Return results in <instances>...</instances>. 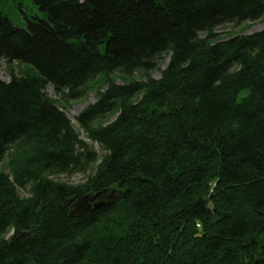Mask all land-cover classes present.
<instances>
[{
    "label": "trees",
    "instance_id": "trees-1",
    "mask_svg": "<svg viewBox=\"0 0 264 264\" xmlns=\"http://www.w3.org/2000/svg\"><path fill=\"white\" fill-rule=\"evenodd\" d=\"M32 1L46 14L25 27L0 4V62L28 68L0 77V264H264V29L211 41L264 18V0ZM136 72L147 81L112 78ZM98 81L76 119L102 157L46 93ZM107 189L116 203L70 215Z\"/></svg>",
    "mask_w": 264,
    "mask_h": 264
},
{
    "label": "rangeland",
    "instance_id": "rangeland-1",
    "mask_svg": "<svg viewBox=\"0 0 264 264\" xmlns=\"http://www.w3.org/2000/svg\"><path fill=\"white\" fill-rule=\"evenodd\" d=\"M23 4V8H20L19 4ZM0 4L5 12V14L10 18L12 23L18 27H25L26 26V15L28 14L29 17L38 16L40 18L45 17V12L37 8L35 3L32 0H0ZM264 29V18L259 19L257 21H246L241 24H234V23H227L223 25H219L214 30V37L212 38V42L221 41L227 39L231 36L236 35H244V34H252L255 32H259ZM200 37L205 39L207 37L206 33H201ZM170 61V54H163L160 59H158V66L154 70L150 72V76L159 79L161 77L162 71L167 67ZM16 72H24L28 68L21 63L14 62L12 66H9L6 60H2L0 62V77L6 81L11 79V72L12 70ZM21 75V74H19ZM149 74H144L142 72H136L132 77L125 78L119 73L112 75V78L115 80L117 84H124L125 82H129L131 80H138V81H147ZM103 79V77H99L98 79ZM99 83V81H98ZM107 89L106 82H101L99 84L91 85L89 90L84 92L82 97L74 98V99H67L63 96L57 95L53 86H48L46 93L47 95L57 103V105L62 108L69 118L71 119L74 127L80 133L83 140H85L101 157L105 155V152L101 149L100 145L96 142H92L90 139L87 138L86 134L83 130L80 129L79 124L77 122L76 117L88 106L97 102L99 98V92L104 91ZM117 117V113L108 114L106 117L99 119L95 125H105L115 120ZM8 155H11V151ZM6 156L1 164L2 170L5 172H10L8 168V163L10 161V156ZM14 158V156H13ZM89 173H75L72 175H52L50 178L56 179L57 181L65 182L70 185H79L83 184L88 180ZM18 192L21 197H28L30 196L29 187L26 189L18 188ZM12 233L7 234V238H9Z\"/></svg>",
    "mask_w": 264,
    "mask_h": 264
},
{
    "label": "water",
    "instance_id": "water-1",
    "mask_svg": "<svg viewBox=\"0 0 264 264\" xmlns=\"http://www.w3.org/2000/svg\"><path fill=\"white\" fill-rule=\"evenodd\" d=\"M122 195L118 190H104L103 196L99 199H95L92 194L84 195L73 203L70 210L71 216H81L91 210L92 208H100L106 205H112L117 202Z\"/></svg>",
    "mask_w": 264,
    "mask_h": 264
}]
</instances>
